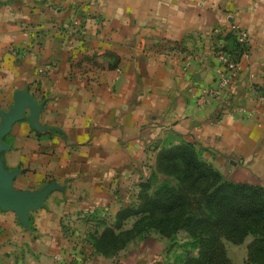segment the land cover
I'll list each match as a JSON object with an SVG mask.
<instances>
[{"label":"crops","instance_id":"obj_1","mask_svg":"<svg viewBox=\"0 0 264 264\" xmlns=\"http://www.w3.org/2000/svg\"><path fill=\"white\" fill-rule=\"evenodd\" d=\"M231 24L250 43L228 97L251 107L264 90V0H0V109L27 90L42 104L36 123L61 132L34 130L26 108L1 140L14 189H54L28 226L0 209V264H55L70 249V264H173L175 239L153 229L109 256L88 242L138 203L162 147L190 142L218 169L239 162L264 186V116L197 104L213 84L214 37Z\"/></svg>","mask_w":264,"mask_h":264},{"label":"trees","instance_id":"obj_2","mask_svg":"<svg viewBox=\"0 0 264 264\" xmlns=\"http://www.w3.org/2000/svg\"><path fill=\"white\" fill-rule=\"evenodd\" d=\"M215 38L224 41L223 49L235 60L240 59L232 32ZM158 175L163 177L160 181ZM138 199L137 204L121 208L111 223H103L98 236L88 238L96 252L112 255L147 229L171 241L183 231L187 240L177 264H232L224 241L239 245L249 236L245 264H264V186L226 179L192 143L159 149ZM133 216L137 219L132 226L124 228Z\"/></svg>","mask_w":264,"mask_h":264},{"label":"built area","instance_id":"obj_3","mask_svg":"<svg viewBox=\"0 0 264 264\" xmlns=\"http://www.w3.org/2000/svg\"><path fill=\"white\" fill-rule=\"evenodd\" d=\"M227 32L234 34L236 44L241 51L240 57L245 56L248 53L250 43L248 31L237 24H231L223 32L219 31L218 34H225ZM223 44L224 41L222 39H216L214 37L211 52L217 61V65L215 67L213 84L200 89L197 104H204L209 100H216L220 105L219 109L227 110L228 113H239L245 116L260 113L264 116V90L258 91L257 102L251 107L231 104L228 92H230V88L238 79L239 60H235L229 52L224 50ZM175 53H178L177 50ZM64 226L66 227L65 224ZM67 233L68 229L66 228L64 234L67 236ZM75 256V250L70 249L56 256L55 264H70Z\"/></svg>","mask_w":264,"mask_h":264},{"label":"water","instance_id":"obj_4","mask_svg":"<svg viewBox=\"0 0 264 264\" xmlns=\"http://www.w3.org/2000/svg\"><path fill=\"white\" fill-rule=\"evenodd\" d=\"M42 104H38L27 90H16L13 95V105L8 111L0 109V151L6 148L1 142L2 138L10 131L11 126L23 118L28 108V121L36 131L49 130L50 127L36 123V116ZM18 172L8 171L0 159V209L13 211L19 222L28 226L30 211L41 207L47 195L54 189L53 184L35 190H16L12 187V180Z\"/></svg>","mask_w":264,"mask_h":264},{"label":"rangeland","instance_id":"obj_5","mask_svg":"<svg viewBox=\"0 0 264 264\" xmlns=\"http://www.w3.org/2000/svg\"><path fill=\"white\" fill-rule=\"evenodd\" d=\"M197 151L200 157L206 160L203 156V153L199 149H197ZM226 161L227 162H225L224 166H219L220 169L215 167L211 162L209 161L207 162L211 163L213 167H215L218 171H220L226 179H230L233 181H241V182H252V183H258L259 180H261L260 174L254 173L249 169H247L246 167H242L241 165H239L240 164L239 162L238 163L233 162L235 165L238 164V166L234 165V167H231L228 160ZM169 181L171 180L169 179ZM185 236L186 235L183 231L179 232L175 236V240L173 241V244L170 245L171 247L168 249V252L170 251L169 253H171L170 257H173L175 255L174 258V260L176 261L175 264H177L178 259L182 255L183 252L182 243L184 242L183 239L185 238ZM250 238H251L250 236L247 237L244 243H242V245H235L225 241L226 246L229 249V253L235 261V264H245L246 244L249 242Z\"/></svg>","mask_w":264,"mask_h":264}]
</instances>
